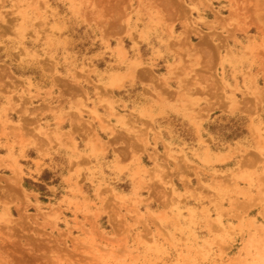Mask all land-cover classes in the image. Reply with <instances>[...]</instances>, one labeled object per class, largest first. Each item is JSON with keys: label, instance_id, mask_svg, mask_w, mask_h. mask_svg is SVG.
<instances>
[{"label": "rangeland", "instance_id": "1", "mask_svg": "<svg viewBox=\"0 0 264 264\" xmlns=\"http://www.w3.org/2000/svg\"><path fill=\"white\" fill-rule=\"evenodd\" d=\"M1 93L0 264H264V0H0Z\"/></svg>", "mask_w": 264, "mask_h": 264}, {"label": "crops", "instance_id": "2", "mask_svg": "<svg viewBox=\"0 0 264 264\" xmlns=\"http://www.w3.org/2000/svg\"><path fill=\"white\" fill-rule=\"evenodd\" d=\"M123 72H122V70H116V69H112V71L109 73V75H108V77L106 78V77H104L103 75H102V78H101V80L103 81V82H105V84H109V86H110V88H109V91H111V90H113V91H120V87L119 86H113V81H115L116 79H117V77L116 76H118V75H121ZM108 90V89H107ZM2 94V93H1ZM54 96V95H53ZM113 96L115 97L116 95H115V93H113ZM41 97H43V102H45V103H50V104H52V101L49 99V98H47V97H45V95H41ZM121 101H123V100H121ZM170 101V100H169ZM8 102H9V98L7 97V96H5V95H0V103H1V105H0V119H1V121L4 119V117H3V108H4V106L6 105V104H8ZM124 102V101H123ZM143 107H144V110L143 111H145V112H147V111H149L150 113H152L154 116H158V115H160L159 114V111L161 112V107L159 106V105H156V103H157V101L156 100H153V101H151V100H144L143 102ZM126 106H128V105H126ZM137 107H138V105H137ZM120 108V107H119ZM138 109V108H137ZM98 111V110H97ZM119 113V112H118ZM6 115H7V113H6ZM6 117V119H7V116H5ZM196 139H197V144H199L198 142V138L196 137ZM148 140H149V145H150V147H152V141L154 140V137H151V136H148ZM157 141H158V138L156 139ZM5 141H7V142H10V139H6ZM29 143V145H33V143H31V141H29L28 142ZM28 143H25L22 147H21V150H24V148L27 146V144ZM154 143H155V141H154ZM158 143V142H157ZM156 143V144H157ZM43 147V145L41 146V148ZM199 149V155H198V157L199 158H202L203 156H204V148L201 146L200 148H198ZM49 150L48 149H42V151H41V149H39V148H37V153L38 154H42V152L45 154V153H49L48 152ZM210 151V150H209ZM119 153H117V157H119V162L120 163H124L125 161H127L130 157H131V149L127 146V148L126 149H121L120 151H118ZM227 153V151H219V152H209V153H207V155L209 156V158H210V160L212 161V163H211V167H214L215 165H219V164H216L214 161L218 158V157H222V156H225V154ZM231 154V153H230ZM262 157V158H261ZM115 159H116V157H115ZM235 159V160H234ZM234 160V162H233V164H232V167L233 168H235V167H240V169H243V170H249V166H251V164H257V162H258V164L260 163V165L261 166H259V165H257L256 166V171H259L260 173H263L264 172V153L262 154V155H255V154H253L252 156H249V157H247V158H242L241 156H238V157H236V155H234L232 158L230 157V159H228L227 161H225L224 163H228V162H230V161H233ZM224 163H221V164H224ZM169 165H170V163H169ZM124 167L126 166V165H123ZM171 166V165H170ZM197 167L199 168V170H197V175L201 178V176H202V172H207V173H210V172H208V170H210V169H208V170H206V168H200V167H202V165L201 166H199V164H197ZM208 167H210V166H208ZM188 168V167H187ZM182 169L184 170V171H182V173H183V175L185 174V173H188L187 171H186V167H182ZM192 170H195V169H192ZM192 175H191V177H196L197 178V175H195L194 173H191ZM185 176H186V174H185ZM175 179H179V181L182 183V184H184V185H186V182H184L182 179H181V177H179V175H176V177H175ZM174 181V180H173ZM200 207V206H199Z\"/></svg>", "mask_w": 264, "mask_h": 264}, {"label": "bare ground", "instance_id": "3", "mask_svg": "<svg viewBox=\"0 0 264 264\" xmlns=\"http://www.w3.org/2000/svg\"><path fill=\"white\" fill-rule=\"evenodd\" d=\"M175 68H176V67H175ZM175 68H174V69H175ZM178 70H179V69H178ZM176 75H177V74H176ZM179 79H180V78H179ZM194 81H195V82H191V85H192V83H193L192 86H194L195 83L197 84V81H196L195 79H194ZM197 85H198V84H197ZM197 85H196V87H198ZM179 86H180V85H179ZM185 86H186V87H190L188 83H187L186 85L184 84V88H186ZM196 87H194V89H195ZM199 87H200V86H199ZM181 88L183 89V87H181ZM188 89H190V88H188ZM188 89H187V90H188ZM192 89H193V88H192ZM199 89H200V88H199ZM199 89H197V90L199 91ZM178 91H179V90H178ZM180 91H181V90H180ZM184 91H186V90L184 89ZM184 91H183V92H184ZM184 93H185V92H184ZM180 94H182V93L179 92V94H178L179 97H177V98H180L182 95H184V94H182V95L180 96ZM161 95H162V94H161ZM188 95H189V94H188ZM175 96H177V91H176V95H175ZM186 96H187V95H184V98H186V100H187L188 96H187V97H186ZM189 96H191V95H189ZM173 97H174V96H173ZM203 97H204V96H203ZM181 98H182V97H181ZM159 99H160V98H159ZM189 99H191V98H189ZM189 99H188V101H189ZM162 100H163V99H162ZM181 100H183V99H181ZM184 101H185V100H184ZM212 104H213V103H212ZM212 106H213V105H212ZM199 110H201V109H199ZM191 120H192V119H191Z\"/></svg>", "mask_w": 264, "mask_h": 264}]
</instances>
